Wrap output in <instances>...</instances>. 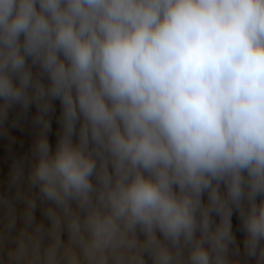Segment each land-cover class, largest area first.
Here are the masks:
<instances>
[{"label":"clouds","instance_id":"clouds-1","mask_svg":"<svg viewBox=\"0 0 264 264\" xmlns=\"http://www.w3.org/2000/svg\"><path fill=\"white\" fill-rule=\"evenodd\" d=\"M33 106L0 264H264V0H0V136Z\"/></svg>","mask_w":264,"mask_h":264},{"label":"rangeland","instance_id":"rangeland-1","mask_svg":"<svg viewBox=\"0 0 264 264\" xmlns=\"http://www.w3.org/2000/svg\"><path fill=\"white\" fill-rule=\"evenodd\" d=\"M56 111L52 120V129L49 133L50 143L55 146L56 134L59 131V125L57 118L60 113L59 101L55 102ZM35 115V107L33 106L29 112L28 119L24 121L21 128H10V136L13 140L8 137L0 136V193L8 191V174L11 169L13 159L28 152L31 148L33 139L36 135L37 129L33 127L31 118ZM21 207V206H18ZM37 219L41 218L39 209L36 212ZM234 230L239 228V220L233 218ZM237 238L242 239V235L239 231H236Z\"/></svg>","mask_w":264,"mask_h":264},{"label":"trees","instance_id":"trees-1","mask_svg":"<svg viewBox=\"0 0 264 264\" xmlns=\"http://www.w3.org/2000/svg\"><path fill=\"white\" fill-rule=\"evenodd\" d=\"M233 218H234L235 220H237V219H238V217H237L236 215H234V216H233Z\"/></svg>","mask_w":264,"mask_h":264}]
</instances>
